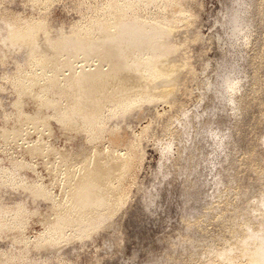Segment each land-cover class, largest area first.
Instances as JSON below:
<instances>
[{"label":"rangeland","instance_id":"rangeland-1","mask_svg":"<svg viewBox=\"0 0 264 264\" xmlns=\"http://www.w3.org/2000/svg\"><path fill=\"white\" fill-rule=\"evenodd\" d=\"M102 3L0 0V19L45 20L34 39L15 45L0 37V135L7 126L17 124L23 113L33 45L56 39L65 43L72 26L94 27L89 16ZM167 4L163 12L152 7L149 15L182 14L185 20L165 32L161 39L165 45L157 44L158 51L166 54L163 65L160 62L165 76L157 79L156 87L161 95L154 101L130 104L124 116L113 117L105 126L106 133L94 141L118 153L133 146L135 163L123 181L126 202L86 234L67 242H36L43 213L51 212L54 199L61 194L54 182L57 177L45 168V159L20 150L24 140L13 144L0 136V167L23 159L26 164L19 173L27 179L15 186L0 180V205L10 210L23 203L36 212L23 228L15 226L0 234V259L24 254L27 264H210L211 246L228 248L236 240L232 234L236 224L260 217L262 206L256 204L264 194V0H168ZM234 11L246 22L236 35L229 21ZM226 77L235 80L234 92L226 88ZM31 102L26 112L34 111ZM48 118L50 133L43 136L31 130L25 138H41L64 153L92 145L83 132L75 134L61 127L54 113ZM70 135L75 140L70 141ZM166 143H170L168 150H164ZM234 216L238 217L232 221ZM189 238L195 239L193 244ZM218 260L217 264H224Z\"/></svg>","mask_w":264,"mask_h":264},{"label":"bare ground","instance_id":"bare-ground-1","mask_svg":"<svg viewBox=\"0 0 264 264\" xmlns=\"http://www.w3.org/2000/svg\"><path fill=\"white\" fill-rule=\"evenodd\" d=\"M167 2L168 0H104L100 7L92 11L93 16H89L93 18L94 27L72 26L70 34L64 37L65 43L56 39L53 43L48 40L43 45L31 44L33 48L29 51V57L32 67L29 69L32 72L27 71L28 77H24L28 89L26 99L23 100V113L21 118L17 119V124L7 126L2 133L4 135L0 136L9 143L24 140L22 141L25 142L24 145L20 144L23 146L20 150L22 152L25 150L29 157L39 156V159L41 157L45 159L43 162L45 168L50 173L53 172L55 178L57 177L54 182L59 184L61 194L58 199H54L51 212L43 213V218L40 216L43 228L37 236L35 235L36 242H42L44 239L51 243L67 242L86 234L96 225L103 224L120 205L126 202L128 192L123 186V181L132 172L135 163L133 146L126 153H118L114 148H101L99 144H94V141H98L106 133V124L112 121L113 117L119 114L124 116L130 104L136 101L148 102L161 95L162 92L159 91L160 89L156 90V87L159 84L157 79L165 76L161 60L166 54L158 51L157 44H163L161 39L165 36V32L171 31L185 20L182 14L181 17L179 15L167 17L160 13L156 16L149 15L148 11L152 7L161 12L165 11V6L169 4ZM230 14L231 31L236 35V32L246 25L245 18L240 19L235 11ZM0 21V33L5 30V33L2 32L3 34L0 35L2 41L7 39L9 43L15 45L18 41L34 39L38 29L45 23V20L31 17L0 19ZM225 84L227 89L234 92L235 80L226 77ZM30 100L35 104L34 111L30 110L32 113L24 110ZM51 113H54L55 121L61 127L75 134L83 132L85 141L92 145L87 149L81 148L78 152L76 149V152L64 153L51 143L42 141L41 138L28 141L25 138L28 131L30 133L32 130L37 135L49 132L48 115ZM182 115L186 116V111H183ZM181 124L185 126L184 122ZM68 138L71 141L74 135ZM111 139L110 136L109 140ZM169 148L170 143H166L164 150ZM25 164L26 161L21 159L15 160L11 167H0V180L9 182L12 186L20 181H26L27 179L19 173ZM37 183L47 187L45 183ZM26 206L18 203L8 210L0 205V234L13 230L15 226L23 228L31 215L36 213L33 210L29 211ZM259 206H262V210L260 217L257 215V221L254 220L257 223L249 218L236 225L233 223L235 230L232 234L236 240L228 248L215 249V246H211L213 249L211 254H214V258H210L212 260L210 264H217V259L224 264H264V194L258 197L256 207ZM98 207L102 208L98 209ZM99 210L104 213H99ZM237 217L234 216L232 221ZM15 235L17 236L16 233ZM187 240L193 244L195 239ZM23 249L26 250V246ZM18 255L11 259H0V264H15L24 260V254ZM23 264H27L25 260Z\"/></svg>","mask_w":264,"mask_h":264}]
</instances>
